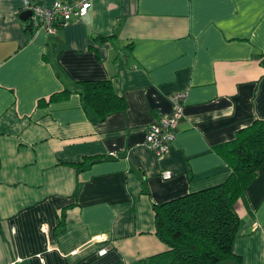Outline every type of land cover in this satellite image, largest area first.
Instances as JSON below:
<instances>
[{
	"label": "crops",
	"instance_id": "crops-1",
	"mask_svg": "<svg viewBox=\"0 0 264 264\" xmlns=\"http://www.w3.org/2000/svg\"><path fill=\"white\" fill-rule=\"evenodd\" d=\"M22 7L0 0V264H139L166 249L152 204L223 182L216 147L264 119V0H91L54 32ZM103 79L125 107L94 121L82 80ZM176 91L158 158L145 127ZM235 208L218 264H264V162Z\"/></svg>",
	"mask_w": 264,
	"mask_h": 264
},
{
	"label": "trees",
	"instance_id": "trees-1",
	"mask_svg": "<svg viewBox=\"0 0 264 264\" xmlns=\"http://www.w3.org/2000/svg\"><path fill=\"white\" fill-rule=\"evenodd\" d=\"M260 61L264 63V54ZM81 93L94 121L125 107L108 79L82 80ZM216 148L230 169L229 175L219 184L152 204L154 233L166 249L139 264H218L233 257L239 223L235 205L264 162V119H253ZM90 158L94 161L97 156Z\"/></svg>",
	"mask_w": 264,
	"mask_h": 264
},
{
	"label": "built area",
	"instance_id": "built-area-1",
	"mask_svg": "<svg viewBox=\"0 0 264 264\" xmlns=\"http://www.w3.org/2000/svg\"><path fill=\"white\" fill-rule=\"evenodd\" d=\"M22 11L30 10L32 22L43 27L46 32H54L58 25H65L73 18L84 16L91 6V0H54L49 5H38L31 0H22ZM185 92L176 91L171 95L173 108L168 114L150 122L145 127L144 143L154 152L155 156L162 158L169 154L170 146L175 138L177 121L182 115ZM114 154V152H111ZM170 171H163L161 176L167 178ZM100 240L105 237L102 234L96 236ZM102 248L100 253H104Z\"/></svg>",
	"mask_w": 264,
	"mask_h": 264
},
{
	"label": "water",
	"instance_id": "water-1",
	"mask_svg": "<svg viewBox=\"0 0 264 264\" xmlns=\"http://www.w3.org/2000/svg\"><path fill=\"white\" fill-rule=\"evenodd\" d=\"M20 15L23 17V19H26L28 16L31 15V11L30 10H24L20 13Z\"/></svg>",
	"mask_w": 264,
	"mask_h": 264
}]
</instances>
